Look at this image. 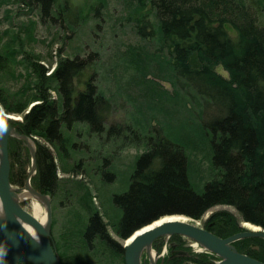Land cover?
Listing matches in <instances>:
<instances>
[{"label":"trees","instance_id":"trees-1","mask_svg":"<svg viewBox=\"0 0 264 264\" xmlns=\"http://www.w3.org/2000/svg\"><path fill=\"white\" fill-rule=\"evenodd\" d=\"M9 1L0 0V7ZM123 1L124 19L134 26L140 43L119 61L144 101L130 97L120 122L109 123L117 101L102 88L95 53L86 59L61 57L50 73L49 65L24 51L26 42L35 41L36 22L21 27L24 37L0 31V104L7 113L22 116L14 127L36 143L32 187L56 197L65 184L59 170L92 172L107 186L118 178L114 162L123 149H141L121 179L124 189L110 197L114 212L108 221L90 197V215L80 233L85 250L102 246L124 262L123 244L109 227L124 242L164 216L199 221L214 208L229 206L240 218L216 211L203 228L224 239L245 231L244 222L264 229V0ZM21 2L36 9L42 21L61 27L64 21L73 33L83 20L73 13L71 0ZM96 4L98 14L108 0ZM20 65L26 75L17 73ZM23 78L17 90L7 85ZM9 153L11 183L23 187L30 150L11 138ZM163 238L153 244L159 253ZM170 240L176 246L158 264H214L220 259L209 252L193 253L180 235ZM233 245L264 263V239L246 238Z\"/></svg>","mask_w":264,"mask_h":264},{"label":"rangeland","instance_id":"rangeland-1","mask_svg":"<svg viewBox=\"0 0 264 264\" xmlns=\"http://www.w3.org/2000/svg\"><path fill=\"white\" fill-rule=\"evenodd\" d=\"M71 2L74 3L73 13L83 17L82 22L79 21V25L74 26V33L66 29L68 28V24L64 23V21L63 27L60 26V23L54 25L49 21H42L38 11L24 4L21 0H10L1 5L0 31L2 33L7 30L21 32L23 33L22 37H24L26 33L22 32L23 30L21 27L32 21L36 22L35 41L26 42L24 45V51L26 55L33 57L34 60L49 65L50 73L55 69L56 62L61 57L71 59L80 57L86 59L89 58L91 54L95 53L93 54L95 55L94 57L97 56L99 59L98 64L100 65V82L102 88L110 94L109 96L112 95L115 97L117 101L115 111L113 112L112 117H110L109 123L111 121L120 122L124 118L126 114L125 111L128 108L127 107L123 110L122 106L125 107L127 105L126 101L130 97L134 98V101H144L140 93V88H137L129 81L128 78L130 75L124 72L122 61H119L120 56H123L130 46H136V44L140 43L139 37L136 36L134 32V26L124 19L126 16V2L123 0H108L107 7L100 8L98 14H95L98 8H94L95 5H97L96 0H71ZM75 16L76 15H74V17ZM16 71L17 73H23L26 75L25 70L21 65L16 66ZM221 71L227 75L224 70ZM24 80L25 79L23 78L19 81H10L7 82V85L14 91L22 86ZM165 87L169 88L170 86L165 85ZM52 97L56 98V94L52 93ZM36 104H38V102L32 103L29 110ZM16 116H18L21 121L23 120L21 115ZM30 141H32L36 147L34 140L31 139ZM77 143L79 144L83 142L78 140ZM24 146L29 149L25 142ZM108 150L111 151L112 154L115 147L113 148V145L109 146ZM92 152L94 153L95 151ZM140 152L141 149L138 150L133 147L123 149L114 162L118 178L115 183H110L107 186L99 181L98 176L95 173L90 172L91 174L89 175L86 173L76 175L59 170V177L65 182V184L62 185V191L58 192L56 197L50 195L47 196L52 207L50 232L52 243L55 244V247L57 248L58 256L61 257L66 264H125L122 257L113 255L108 249H105L102 246L96 247L95 251L93 250L94 252L91 251V253L85 250L80 242V233L84 229L90 215V205L86 199L90 197L92 198L95 208L98 209L99 213L107 222L108 214L112 215L111 213L114 212L109 202L110 197L114 193L121 192L124 189V181L122 182L121 179L127 176L129 169L132 167L134 157ZM93 158H95V156ZM93 158L89 157V159ZM74 159H76V157ZM32 163L33 162L31 161V164L27 169L28 172L32 171ZM68 168L70 169V167ZM69 181H79L85 187H83L82 184L77 185ZM13 186L15 189H21L18 191L19 194L25 188V186ZM65 193H70L69 197L66 199L64 197ZM88 193H90L89 197ZM21 205L29 213L32 212L30 201L23 202ZM42 206L45 211L44 205ZM222 210L230 211L240 218L233 207L218 206L208 212V214L202 219L203 221L189 219V222L203 228L204 222L213 212ZM241 226L248 229L244 223H241ZM109 232L114 239L122 243L124 246L125 242L115 235L111 227H109ZM163 239L164 240L161 241L162 250L160 253L154 246H152V249L156 254V259H154L156 260L155 264H158L160 260L168 255L171 246H176L170 238L164 237ZM192 244L193 242L188 239L186 245L193 250V253L206 252L194 248ZM150 251L151 250L146 249L143 252L142 264L146 260L148 261V264L153 262Z\"/></svg>","mask_w":264,"mask_h":264},{"label":"water","instance_id":"water-1","mask_svg":"<svg viewBox=\"0 0 264 264\" xmlns=\"http://www.w3.org/2000/svg\"><path fill=\"white\" fill-rule=\"evenodd\" d=\"M10 115L12 114L7 113L2 105H0V129H3V132L0 133V204L3 210V216H0V264H61L50 233L52 223L50 200L48 204L49 224L47 228L17 201L18 191L21 189H15L11 183V159L9 153V140L11 138L24 141L31 151L34 174L29 172L24 189L28 187L31 189V192L33 191L37 195L44 198H48V196L36 191L31 185V179L37 171L36 147L32 150L29 144L31 138L20 134L16 127H14V124L20 120H12ZM168 216L191 219L185 215ZM158 220L144 227L150 226ZM244 223L258 227L259 231L248 228L243 232L224 239L190 222L176 220L166 221L135 236L137 231L144 229L143 227L124 241L125 264H142L143 252L146 249L150 250L157 239L162 237L171 238L175 235H180L194 241L206 252L217 255L220 258L218 264H264L238 252L233 245L236 241L246 238L264 239V229L262 227L249 222ZM25 224L33 226L37 230V239L28 232ZM132 236H135L133 241L127 243ZM155 263L156 261H153L151 264Z\"/></svg>","mask_w":264,"mask_h":264},{"label":"bare ground","instance_id":"bare-ground-1","mask_svg":"<svg viewBox=\"0 0 264 264\" xmlns=\"http://www.w3.org/2000/svg\"><path fill=\"white\" fill-rule=\"evenodd\" d=\"M10 118L12 120H20L21 119L16 116V115H10ZM29 144L31 145L32 147V150H34L35 148V145L32 141H29ZM32 174H34V170L31 171ZM17 201L20 202V203H23V202H27V201H30L31 202V210L32 212L30 213L36 220H38L44 227L47 228L48 224H49V214H48V204H49V199L48 198H44L40 195H37L35 194L33 191L31 192V189L30 188H26L24 189L17 197ZM45 207V211H44V208L43 206ZM30 206V205H29ZM0 216H3V210H2V207H1V204H0ZM176 220H180V221H186V222H189V219H186L184 217H170V216H167V217H162L161 219H159L158 221L154 222L152 225L150 226H147V227H144V229H141L139 231H137L135 233V236L139 235V233L143 232V231H146L152 227H156V226H159L160 224L166 222V221H176ZM191 220V219H190ZM200 221V220H199ZM203 221V220H202ZM199 223V222H198ZM244 225L246 227H248L249 229H252V230H255V231H259V228L258 227H255L253 225H250L248 223H244ZM25 227L26 229L28 230V232L33 236L35 237L36 239L38 238V232L37 230L33 227V226H29V225H26L25 224ZM135 236H132L129 241H127V243H131L134 239ZM196 246H198L197 244H195ZM200 247V246H198ZM150 253H151V256H152V259L153 261H156L154 260V258H156V254H155V251L151 248L150 249ZM203 250V249H202ZM204 251V250H203ZM211 256V255H210ZM217 260V259H216ZM220 260V259H219ZM215 264V263H214Z\"/></svg>","mask_w":264,"mask_h":264},{"label":"built area","instance_id":"built-area-1","mask_svg":"<svg viewBox=\"0 0 264 264\" xmlns=\"http://www.w3.org/2000/svg\"><path fill=\"white\" fill-rule=\"evenodd\" d=\"M194 244H197V243H193L192 246L194 247ZM198 245V244H197ZM199 246V245H198ZM195 248V247H194ZM202 250V248H201ZM204 250V249H203ZM205 251V250H204ZM219 261H216V264H218Z\"/></svg>","mask_w":264,"mask_h":264},{"label":"flooded vegetation","instance_id":"flooded-vegetation-1","mask_svg":"<svg viewBox=\"0 0 264 264\" xmlns=\"http://www.w3.org/2000/svg\"><path fill=\"white\" fill-rule=\"evenodd\" d=\"M194 247H195L196 249H199L200 251H202V250L200 249V247L196 246L195 244H194ZM154 259H156V258H154Z\"/></svg>","mask_w":264,"mask_h":264},{"label":"clouds","instance_id":"clouds-1","mask_svg":"<svg viewBox=\"0 0 264 264\" xmlns=\"http://www.w3.org/2000/svg\"><path fill=\"white\" fill-rule=\"evenodd\" d=\"M3 132V129H0V133H2Z\"/></svg>","mask_w":264,"mask_h":264}]
</instances>
